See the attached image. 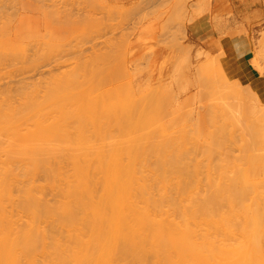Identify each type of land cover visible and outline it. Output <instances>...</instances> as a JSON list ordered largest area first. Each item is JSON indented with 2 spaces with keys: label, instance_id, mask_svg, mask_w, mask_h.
Returning a JSON list of instances; mask_svg holds the SVG:
<instances>
[{
  "label": "bare ground",
  "instance_id": "bare-ground-1",
  "mask_svg": "<svg viewBox=\"0 0 264 264\" xmlns=\"http://www.w3.org/2000/svg\"><path fill=\"white\" fill-rule=\"evenodd\" d=\"M59 80L42 95L35 88L40 97L33 90L16 98L18 87L13 110L10 93L3 94L10 102L2 99L12 108L0 99V139L11 144L0 148L10 160L2 162L0 151V264H264V100L257 90H242L229 109L242 133L225 136L219 127L222 137L200 149L205 160L218 158L211 174L195 162L190 137L160 127L153 113L162 112V96V104L151 98L162 110L154 103L148 112L145 99L140 112L128 108V90L91 97L79 82ZM18 123L24 135L12 130ZM236 139L244 152L234 161L220 147Z\"/></svg>",
  "mask_w": 264,
  "mask_h": 264
},
{
  "label": "rangeland",
  "instance_id": "rangeland-1",
  "mask_svg": "<svg viewBox=\"0 0 264 264\" xmlns=\"http://www.w3.org/2000/svg\"><path fill=\"white\" fill-rule=\"evenodd\" d=\"M59 79L79 82L77 90L91 97L128 90V108L140 112L139 101L150 103L149 112L163 98L159 114L158 105L150 106L160 115V127L171 137H190L199 147L193 146L195 162L213 174L217 156L205 160L200 149L214 142L212 136L220 139L219 127L225 136L242 133L228 115L242 90H257L264 100V0H0V99L10 97L13 106L2 100L13 110L18 95L44 88L42 95ZM258 107L264 112V101ZM24 124L12 130L28 132ZM0 141L2 150L11 149L9 141ZM236 142L220 147L234 161L244 152L242 141Z\"/></svg>",
  "mask_w": 264,
  "mask_h": 264
}]
</instances>
